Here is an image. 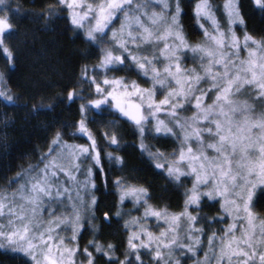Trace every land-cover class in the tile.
Masks as SVG:
<instances>
[{
	"label": "snow or ice",
	"instance_id": "6c2138e0",
	"mask_svg": "<svg viewBox=\"0 0 264 264\" xmlns=\"http://www.w3.org/2000/svg\"><path fill=\"white\" fill-rule=\"evenodd\" d=\"M248 7L264 19V0H248ZM223 9L226 27L210 0H195L190 16L184 0H50L38 13L25 11L21 0H0L6 71L16 60L6 41L22 18L45 29L62 20L83 45L84 61L73 80L58 85L53 101L32 104L33 114L55 104L76 107L70 122L51 131L36 164L0 177V250L21 264H184L193 258V264H264V217L253 212L257 200L264 202V33L257 38L247 30L238 0H224ZM186 28L201 38L190 41ZM3 82L0 74V107H19L20 94ZM125 127L131 145L122 143ZM147 139L171 142L172 151ZM127 147L166 184L185 185L179 211L150 202L149 186L133 175L139 169L126 167L121 152ZM113 164L121 173L111 180L115 202L101 218L96 177L104 182L100 195L107 194ZM208 202L219 203V219L199 215ZM225 218L226 227L210 231L204 248L203 221L211 227ZM113 224L119 243L97 238ZM85 225L93 239L81 252Z\"/></svg>",
	"mask_w": 264,
	"mask_h": 264
},
{
	"label": "trees",
	"instance_id": "16d2710c",
	"mask_svg": "<svg viewBox=\"0 0 264 264\" xmlns=\"http://www.w3.org/2000/svg\"><path fill=\"white\" fill-rule=\"evenodd\" d=\"M242 6L244 15L247 21V30L257 38L264 33V19L259 13L253 14L248 7V0H238ZM17 0H10L12 5H15ZM50 0H21L25 11L38 13ZM187 14L191 15V4L185 3ZM18 27L16 35L11 38V46L15 49V65L14 69L6 71L7 62L0 58V74L4 76V84L11 88L14 92H18L21 96L19 101L20 106L15 108L0 107V177H9L15 174L21 168H27L29 164H36V158L41 151H46L50 140L51 131L55 130L61 123H68L72 120L73 109H68L64 105L55 104L52 111H42L33 114L31 112L32 104L39 101L41 97L45 102L53 101L54 97L58 96L59 86L68 83L74 79V72L79 69L81 55L83 54V45L79 40L74 39L71 33L64 31L62 20H55L49 23L45 29L43 23H32L28 18H22L16 21ZM184 23L187 25L188 20ZM195 27V25L193 24ZM196 31L199 32L198 27ZM186 33L190 41L194 42L201 38L195 35L186 28ZM202 35V34H201ZM25 36L27 37L25 41ZM25 98L27 106H24ZM67 132L68 129H65ZM99 131V129H97ZM123 144H133L134 141L131 135L128 134V129H122ZM67 143H85L86 139H72L65 137ZM98 142L101 143V151L103 148L102 137H98ZM149 145L153 148H161L164 151H172V143L167 144L150 140ZM34 153V155H33ZM121 155L124 156L127 169L133 167L139 171L133 175L139 182L146 184L150 188L153 204L161 206L166 205L169 211H179L183 206L185 185L182 183L179 187L166 184L165 180L153 174L139 163V157L133 148H124ZM107 160L104 161L105 171H109ZM111 172L108 175L109 188L107 194L100 195L105 192L104 182L99 175L96 177L97 186L100 189L101 203L99 205L101 211L98 215L102 218L103 209L115 202L114 190L111 188V180L115 176L120 175L113 164ZM131 174V173H129ZM3 182L0 181V187ZM190 187V181L187 183ZM211 202L204 205L203 210L199 213L202 217H220V205L215 203L210 206ZM129 203L124 211H128ZM255 207L260 214L264 215V202L257 200ZM134 214V213H132ZM196 214V213H193ZM227 219L223 223L211 225L207 221H203L206 229L203 236V242L212 230H220L224 228ZM122 223V221H121ZM199 226V225H198ZM97 238L102 241L111 240L113 243H119L123 237L117 231V225L113 224L110 228H105L98 234ZM93 239V234L87 229V225L81 230L78 244L82 252L89 240ZM151 257H146L150 260ZM0 264H21V259L16 254L9 251L0 250Z\"/></svg>",
	"mask_w": 264,
	"mask_h": 264
},
{
	"label": "rangeland",
	"instance_id": "374dc122",
	"mask_svg": "<svg viewBox=\"0 0 264 264\" xmlns=\"http://www.w3.org/2000/svg\"><path fill=\"white\" fill-rule=\"evenodd\" d=\"M210 2L212 3V5H213V8L216 10V15H217V17H218V19H219V21L221 22V25L223 26V27H226L227 26V23H226V17H225V15H224V9H223V4H224V0H210ZM239 2V1H238ZM184 3H189V4H191V6H194V3H195V0H184ZM235 28H239V26L237 25V26H234ZM199 29V28H198ZM242 31H238L237 32V35L238 36H242ZM191 66V60L189 59L186 63H185V67H190ZM161 95H162V93H161ZM157 99H159V96L157 97ZM188 114H190V113H188ZM86 139V138H85ZM150 140L151 139H147L145 142L147 143V144H149V142H150ZM86 143V142H85ZM74 144H79V143H74ZM83 144V143H82ZM86 168H87V161H85L84 162V165H83V170H86ZM79 178L82 180L83 178H84V175H83V171L81 172V174H80V176H79ZM129 203V208H128V210L131 208V202H128ZM125 210V209H124ZM141 211H142V209H141ZM125 212H127V210L125 211ZM253 212H254V214H256V215H259V216H261V217H264V215L263 214H260L259 212H258V209L255 207V204H254V206H253ZM134 214L133 215H138V213H136V212H133ZM219 219V218H218ZM225 219H227V218H225ZM228 223V222H227ZM227 223H226V225H227ZM155 224H156V221L155 220H152V224H151V226L153 227V229L155 230V231H159V228H155ZM226 225H224V227H226ZM82 230V229H81ZM68 235H70V230H69V233H68ZM78 239H79V236H78ZM207 244H208V240L206 239V240H204V242H203V245H204V248H206L207 247ZM10 252V251H9ZM11 253V252H10ZM204 255V250L203 249H201L200 250V256L202 257ZM194 259H196V258H193V259H184V264H193V261H194Z\"/></svg>",
	"mask_w": 264,
	"mask_h": 264
}]
</instances>
